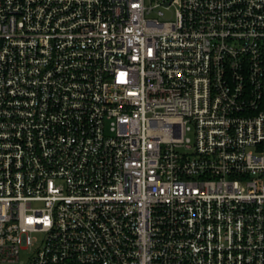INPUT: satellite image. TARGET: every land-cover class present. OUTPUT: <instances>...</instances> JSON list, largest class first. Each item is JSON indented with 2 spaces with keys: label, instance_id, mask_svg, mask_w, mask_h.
<instances>
[{
  "label": "built area",
  "instance_id": "1",
  "mask_svg": "<svg viewBox=\"0 0 264 264\" xmlns=\"http://www.w3.org/2000/svg\"><path fill=\"white\" fill-rule=\"evenodd\" d=\"M0 264H264V0H0Z\"/></svg>",
  "mask_w": 264,
  "mask_h": 264
},
{
  "label": "rangeland",
  "instance_id": "2",
  "mask_svg": "<svg viewBox=\"0 0 264 264\" xmlns=\"http://www.w3.org/2000/svg\"><path fill=\"white\" fill-rule=\"evenodd\" d=\"M147 4H155L156 0H146ZM158 9V7L156 8V10ZM168 14V13H167Z\"/></svg>",
  "mask_w": 264,
  "mask_h": 264
}]
</instances>
